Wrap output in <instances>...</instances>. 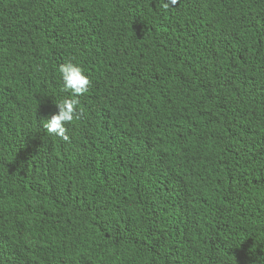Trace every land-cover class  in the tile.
<instances>
[{"label":"trees","instance_id":"16d2710c","mask_svg":"<svg viewBox=\"0 0 264 264\" xmlns=\"http://www.w3.org/2000/svg\"><path fill=\"white\" fill-rule=\"evenodd\" d=\"M166 2L0 0V264H264V0Z\"/></svg>","mask_w":264,"mask_h":264},{"label":"clouds","instance_id":"9594fccd","mask_svg":"<svg viewBox=\"0 0 264 264\" xmlns=\"http://www.w3.org/2000/svg\"><path fill=\"white\" fill-rule=\"evenodd\" d=\"M179 0H167L163 4L165 10L169 5L176 6ZM62 80L64 82V91H70L73 96L79 97L88 92L90 87V80L83 74L80 67L75 66L71 62H66L59 67ZM77 99H64L56 105L58 114L51 115L50 118L43 120L42 126L47 134L55 135L65 142H69L67 129L65 124H71L75 119H79L77 114Z\"/></svg>","mask_w":264,"mask_h":264}]
</instances>
